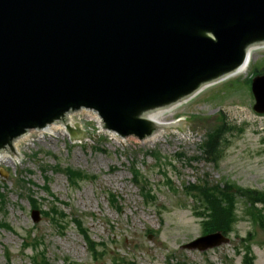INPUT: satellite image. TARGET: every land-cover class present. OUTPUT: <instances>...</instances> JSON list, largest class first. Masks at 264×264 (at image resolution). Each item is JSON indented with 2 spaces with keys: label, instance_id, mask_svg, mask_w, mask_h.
Wrapping results in <instances>:
<instances>
[{
  "label": "water",
  "instance_id": "95a60500",
  "mask_svg": "<svg viewBox=\"0 0 264 264\" xmlns=\"http://www.w3.org/2000/svg\"><path fill=\"white\" fill-rule=\"evenodd\" d=\"M263 44L264 0H0V154L25 157L20 140L72 125L82 108L122 136L165 134L176 122L154 114L243 72ZM252 91L264 113V74ZM181 121L189 134L193 121ZM226 241L218 232L184 247Z\"/></svg>",
  "mask_w": 264,
  "mask_h": 264
},
{
  "label": "rangeland",
  "instance_id": "374dc122",
  "mask_svg": "<svg viewBox=\"0 0 264 264\" xmlns=\"http://www.w3.org/2000/svg\"><path fill=\"white\" fill-rule=\"evenodd\" d=\"M263 65L264 48H259L247 72L209 86L168 112L166 121H193L185 137L178 130L163 134L157 143L123 138L103 130L89 114L74 112L76 124H86V140L69 138L60 131L23 140L20 147L25 157L0 163V172L8 171L5 177L0 175V181L8 185L0 220L11 227L0 229V264H7L5 247L10 250L13 264H31L30 256L36 250L32 246L24 248L26 238L32 244L38 242L37 251L44 250L55 264H66V260L73 264H243L248 243L255 264H264V230L252 223L246 200L240 196L236 199L237 221L230 242L205 252L181 248L203 232L197 215L200 205L186 186L227 180L264 191V114L255 112L253 95L249 85L244 84L251 71ZM232 80L240 85L226 87ZM224 118L236 128L226 134L228 142L224 143L220 162L209 163L199 145L207 129L221 125ZM57 163L97 177L72 187L66 174L56 170ZM134 164L144 176L141 180L150 184L158 197L155 205H147L133 183ZM45 175L51 192L70 203L66 211L81 216L92 237L105 242L98 261L92 258L73 224L61 232L47 217L34 222L27 190L30 187V193L42 198V208L47 209L52 196L42 188ZM29 179L35 185L28 184ZM109 192L121 197V211L109 204ZM249 232L253 233L251 241Z\"/></svg>",
  "mask_w": 264,
  "mask_h": 264
},
{
  "label": "trees",
  "instance_id": "16d2710c",
  "mask_svg": "<svg viewBox=\"0 0 264 264\" xmlns=\"http://www.w3.org/2000/svg\"><path fill=\"white\" fill-rule=\"evenodd\" d=\"M235 127L233 124L228 123L226 119L224 120L222 125H218L214 128H211L207 132V138L203 144V152L205 157L209 160L217 162L222 156V147L224 144V140H226L225 133L228 130H233ZM57 171L61 170L66 173L70 184L72 186H78L81 180L85 179H94L95 176L88 174L87 172L75 169L73 167L67 166L65 168L61 167L60 164L56 167ZM134 180L135 182L141 187V191L143 195L150 196L152 198L155 197L152 188L146 184L144 181L141 182V178L143 179V174L137 169L136 166L132 168ZM45 171V167L43 168ZM46 184L44 189L49 192L50 194L54 195L50 192V187L48 185L49 178L45 176ZM32 185L35 184L31 180L29 181ZM193 188H197L198 193L200 194V198L205 201L207 204L206 211H207V219L205 220V232L215 231V230H222L224 232H230L233 229L235 222L237 221V214H236V199L238 196L244 198L247 203V213L250 215L251 219L254 223H260L264 227V207L260 208L257 206L258 203L264 204V193H261L257 190H253L250 188H245L239 185H236L232 182H225V185H221L220 183H216L213 185H209L208 183H203L199 185H192ZM6 188L0 185V206L5 205L7 195L4 193ZM32 191L30 188L27 190L28 197L30 199V203L32 207L38 208L40 206L39 200L33 196ZM110 202L114 205L117 204L118 199L115 194H109ZM60 199L58 197H54V202H52L51 207L48 210H43V214L52 221V223L57 228H66V226L70 222L69 214L60 207L58 204ZM66 206H69V203L65 202ZM76 224V227L83 234L85 237L89 249L91 253L94 255L96 259H98L99 249L95 241L92 240L88 229L84 226L83 219L79 216L74 214L73 219H71ZM3 227L11 228L9 224L7 225L6 222H2L0 220V229ZM37 244L35 242L28 243L27 241L24 242V248L28 246H32L36 252L30 256L33 264H55L50 261L47 257V254L44 250L37 251ZM250 247L247 246V252L245 255V264H254V257L250 253ZM9 250H6V256L8 258V262L10 264V255ZM71 264V263H68Z\"/></svg>",
  "mask_w": 264,
  "mask_h": 264
},
{
  "label": "bare ground",
  "instance_id": "6f19581e",
  "mask_svg": "<svg viewBox=\"0 0 264 264\" xmlns=\"http://www.w3.org/2000/svg\"><path fill=\"white\" fill-rule=\"evenodd\" d=\"M259 48H262V47H259ZM259 48H253L251 49L250 51V55H249V61H248V64L245 65L244 67V70L243 72H240L238 74H235V75H232L230 77H234V76H237V75H240L242 73H245L247 72V70L249 69V66L252 62V58H253V55H254V52L259 49ZM172 111V110H170ZM170 111H166V112H162V113H158V114H154V121H166V115L168 112ZM86 114H89L91 117H94L99 124H101V119L99 117V115L97 114L96 111H93V110H89V111H85ZM66 125L67 123H64L62 125H59V126H56L54 128H51V129H48L46 131H43V132H40L38 133L39 135H45L46 133H50V134H53L57 131H60L64 136H67V130H66ZM76 125V122H75V115H73V121H72V126H75ZM186 134L185 133H182V137H185ZM162 137H164L163 134L161 135H157V136H153V137H149L147 140H149L150 142L152 143H157L158 141H161ZM29 137L25 138V139H22L20 141V145H21V142L23 140H27ZM19 145V150L20 152L22 153L21 151V147ZM18 157H16V151L15 152H9V153H4V154H0V163H7V162H15V160L17 159Z\"/></svg>",
  "mask_w": 264,
  "mask_h": 264
}]
</instances>
